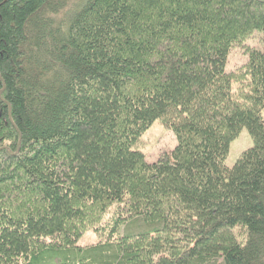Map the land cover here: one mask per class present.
I'll return each instance as SVG.
<instances>
[{
  "label": "trees",
  "instance_id": "obj_1",
  "mask_svg": "<svg viewBox=\"0 0 264 264\" xmlns=\"http://www.w3.org/2000/svg\"><path fill=\"white\" fill-rule=\"evenodd\" d=\"M263 113L264 0H0V264H264Z\"/></svg>",
  "mask_w": 264,
  "mask_h": 264
},
{
  "label": "rangeland",
  "instance_id": "obj_2",
  "mask_svg": "<svg viewBox=\"0 0 264 264\" xmlns=\"http://www.w3.org/2000/svg\"><path fill=\"white\" fill-rule=\"evenodd\" d=\"M262 33L255 31L252 38L246 41V44L263 50L261 41ZM246 57L241 53L239 48L231 51L227 60L226 69L234 70L241 64L245 63ZM264 114V113H263ZM176 139L172 132L166 129L159 121H155L142 134L139 143V150L145 155L149 163L157 160L162 152L172 150L175 147ZM252 147V140L246 131L241 130L238 137L230 143L229 153L225 160V166L231 168L237 161L240 154ZM96 237L92 232H86L77 241L78 246H86L96 242Z\"/></svg>",
  "mask_w": 264,
  "mask_h": 264
}]
</instances>
